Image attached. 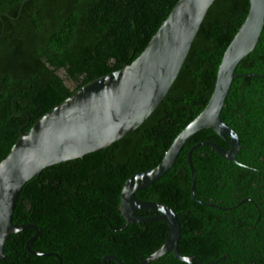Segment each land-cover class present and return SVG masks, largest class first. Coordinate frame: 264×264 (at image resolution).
I'll return each mask as SVG.
<instances>
[{"label": "trees", "instance_id": "16d2710c", "mask_svg": "<svg viewBox=\"0 0 264 264\" xmlns=\"http://www.w3.org/2000/svg\"><path fill=\"white\" fill-rule=\"evenodd\" d=\"M177 1L0 0V162L21 128L26 133L85 84L133 62ZM248 8V0H215L178 77L139 128L104 150L45 168L23 186L12 223L36 227L29 251L52 256L28 252L35 231L26 229L8 237L0 264H102L106 256L139 264L162 246L168 234L162 222L122 230V186L158 166L177 135L203 111L224 51ZM235 72L264 76V27ZM220 118L237 134L236 162L248 169L210 147L192 152L195 198L211 207L193 201L186 161L190 148L200 143L228 149V139L209 129L193 135L171 169L135 197L176 214L178 253L197 258L191 264H264L259 217L264 212V78L233 80ZM150 264L185 263L167 254Z\"/></svg>", "mask_w": 264, "mask_h": 264}, {"label": "water", "instance_id": "95a60500", "mask_svg": "<svg viewBox=\"0 0 264 264\" xmlns=\"http://www.w3.org/2000/svg\"><path fill=\"white\" fill-rule=\"evenodd\" d=\"M214 1L178 0L133 62L85 84L43 115L26 133H23V128L19 130L18 139L6 158L0 162V260L4 258L3 248L8 237L26 229L35 231V235L26 243L28 252L34 256H52L29 251V245L38 236L36 227L12 223L21 189L45 168L104 150L139 128L158 108L178 77ZM248 4L244 22L224 51L212 94L203 111L177 135L158 166L130 177L122 186L119 202V213L125 222L122 230L129 224L154 220L168 227L167 238L162 246L139 264H150L167 254H172L175 260L185 264H191L197 259L178 253L181 230L176 214L165 205L141 201L135 197L171 169L193 135L209 129L219 138L228 139L227 150L204 142L193 146L187 153L186 161L191 177L190 195L197 204L212 206L195 198L191 154L196 148L210 147L223 160L248 169L236 162L241 148L237 134L220 118L233 80L244 77L264 78L252 74L238 75L235 72L239 62L255 49L264 27V0H248ZM140 211H151L158 215L141 218L136 214ZM108 260L122 264L114 256L104 257L102 264Z\"/></svg>", "mask_w": 264, "mask_h": 264}, {"label": "flooded vegetation", "instance_id": "af4514ba", "mask_svg": "<svg viewBox=\"0 0 264 264\" xmlns=\"http://www.w3.org/2000/svg\"><path fill=\"white\" fill-rule=\"evenodd\" d=\"M246 201H249L247 198L246 199H243L240 203H238L237 205H236V207L237 206H239V205H241L242 203H244V202H246ZM206 204V203H205ZM229 210V209H228ZM138 213H141L142 214V216H139V217H142V218H153V217H156L158 214L157 213H155V212H151V211H140V212H137L136 214H138ZM148 213H151V215H149ZM152 214H156V216H154V215H152ZM262 214V215H261ZM263 216V219H264V212L263 213H260L259 212V217L261 218ZM257 221H259V218H257Z\"/></svg>", "mask_w": 264, "mask_h": 264}, {"label": "bare ground", "instance_id": "6f19581e", "mask_svg": "<svg viewBox=\"0 0 264 264\" xmlns=\"http://www.w3.org/2000/svg\"><path fill=\"white\" fill-rule=\"evenodd\" d=\"M177 250H178V247H177ZM192 263V262H191Z\"/></svg>", "mask_w": 264, "mask_h": 264}, {"label": "rangeland", "instance_id": "374dc122", "mask_svg": "<svg viewBox=\"0 0 264 264\" xmlns=\"http://www.w3.org/2000/svg\"><path fill=\"white\" fill-rule=\"evenodd\" d=\"M159 222V221H158ZM166 225V224H165ZM167 226V225H166ZM153 254V253H152Z\"/></svg>", "mask_w": 264, "mask_h": 264}]
</instances>
